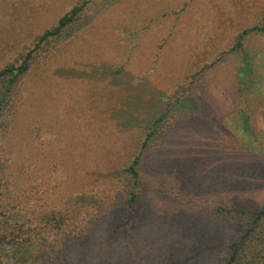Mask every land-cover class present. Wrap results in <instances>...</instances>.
I'll use <instances>...</instances> for the list:
<instances>
[{"label":"rangeland","instance_id":"374dc122","mask_svg":"<svg viewBox=\"0 0 264 264\" xmlns=\"http://www.w3.org/2000/svg\"><path fill=\"white\" fill-rule=\"evenodd\" d=\"M81 1L0 0V70ZM263 17L264 0H90L52 57L24 78L21 106L2 138L17 191L35 206L102 193L113 214L68 264L221 260L208 253L238 230L215 212L191 222L193 215L168 206L159 189L177 162L184 163L173 169L196 188L203 173H217L210 167L227 160L231 177L243 171L233 179L244 188L241 200L254 208L264 202V32L232 50ZM164 113L173 125L159 144L164 161L146 168L131 214L120 170ZM241 146L255 158L249 166L240 161ZM121 227L125 240L112 245ZM179 241L187 249L176 250ZM0 260L33 264L27 250Z\"/></svg>","mask_w":264,"mask_h":264},{"label":"trees","instance_id":"16d2710c","mask_svg":"<svg viewBox=\"0 0 264 264\" xmlns=\"http://www.w3.org/2000/svg\"><path fill=\"white\" fill-rule=\"evenodd\" d=\"M89 4L90 0H83L75 5L59 19L56 26L36 37L13 62L0 70V256L9 257L11 250L15 253L27 250L30 251L33 264H68L71 253L86 245L96 230H101L111 221L113 214L110 204L102 193H70L58 201L59 206L48 203L32 205L16 189V181L11 172V157L2 143V138L9 134L14 116L21 106V93L25 88L21 87L22 81L36 66L52 57L56 42L65 38L69 29L81 22ZM255 32H264V17L261 24L238 36L232 50L242 49L247 36ZM167 118L165 113L156 118L138 152L120 170V173L128 176L124 178L123 187L126 188V207L131 214L135 213L141 200L142 190L138 186L142 183L146 168L160 167L161 161H164L161 153L165 147L159 144L167 139L173 127L168 124L169 121L166 122ZM236 151L242 157L240 161L247 166L254 162L253 155L242 146ZM182 163H175L173 168L182 166ZM228 163L225 160L210 167L216 168L217 173L208 170L206 174L203 173L201 177L204 179L206 176V179L202 184H196L197 189L186 184V178H183L179 170L171 168V171H166L167 178L163 175L164 185L159 189L160 198L166 200L168 206H183L193 215L191 222L207 219L215 212L218 219L227 221L226 225L238 230L231 240L217 243L214 250L208 253L217 260L223 255L217 264H264V202L254 208L241 200L238 189L244 193V188L234 184L233 179L240 178L243 171H234L231 177L230 170L233 167L227 166ZM216 177L219 185L217 182L213 184ZM123 232L121 227L112 235L115 238L112 245L124 242L126 235ZM179 242L175 244L176 250L181 247L187 249L185 247L188 242ZM73 263L80 264V260L74 258Z\"/></svg>","mask_w":264,"mask_h":264}]
</instances>
